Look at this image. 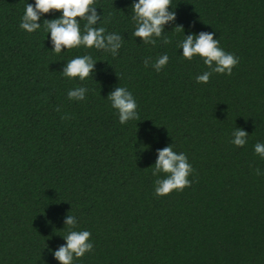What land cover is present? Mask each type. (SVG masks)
<instances>
[{"label":"trees","instance_id":"trees-1","mask_svg":"<svg viewBox=\"0 0 264 264\" xmlns=\"http://www.w3.org/2000/svg\"><path fill=\"white\" fill-rule=\"evenodd\" d=\"M134 2L95 0L96 27L123 38L113 57L83 46L54 53L43 21L60 12L28 33L19 24L35 0H0V264H59L67 214L94 246L73 264H264V158L254 152L264 143V0H172L171 43L155 46L132 35ZM201 31L239 58L231 76L196 82L209 69L179 44ZM83 55L97 60L94 73L64 77ZM79 86L86 100L70 101ZM115 87L133 94L139 120L119 123L107 99ZM236 128L249 134L243 147L230 142ZM170 144L187 155L192 184L157 197L165 174L152 167Z\"/></svg>","mask_w":264,"mask_h":264},{"label":"clouds","instance_id":"clouds-1","mask_svg":"<svg viewBox=\"0 0 264 264\" xmlns=\"http://www.w3.org/2000/svg\"><path fill=\"white\" fill-rule=\"evenodd\" d=\"M172 0H135L131 5L132 21L135 23L134 37L140 38L143 44L155 46L159 38L163 44L171 43L169 37L164 36L165 25L173 23L176 18L174 11L169 8ZM95 0H35L34 5L26 3L24 14L19 27L28 33H33L41 28L38 23L41 17L50 12H60L59 18L45 19L44 30L50 33L52 51L60 54L63 50L78 47L95 48L117 56L122 47L123 38L115 32H108L105 27H96L101 15L96 11ZM79 18V19H77ZM80 20L86 21L83 30ZM177 32H184L182 25H176ZM214 32L201 31L198 34L184 35L179 44L182 56L191 61L195 56L203 59V63L209 69L196 77L197 83L207 84L213 73L232 75V70L239 63V58L232 53L224 51L219 47V40L214 39ZM169 61V56H159L151 66L156 72H160ZM95 60L91 55L77 56L65 63L61 73L69 79L78 77L81 81L88 78L95 71ZM151 58L144 59V66L148 67ZM88 89L83 86L70 89L67 98L71 100L84 101ZM107 99L111 107L118 112L121 125L130 120H139L138 105L133 94L126 87H115ZM60 109L57 108L56 111ZM66 119L67 117H62ZM230 142L236 147H243L248 142L249 134L241 128H236ZM255 154L264 158V143L257 142L254 145ZM194 172L192 165L188 162L185 153H177L172 145H168L157 151V158L152 167V175L159 177L161 173L164 178L155 180L154 194L157 197L167 196L171 192L183 191L190 187L192 181L188 177ZM260 175V170L256 169ZM64 225L69 228L67 235L63 237L65 243L59 246L52 255L59 264H73L74 257L81 258L85 253L93 251L91 232L87 230L77 231V218L67 214Z\"/></svg>","mask_w":264,"mask_h":264}]
</instances>
